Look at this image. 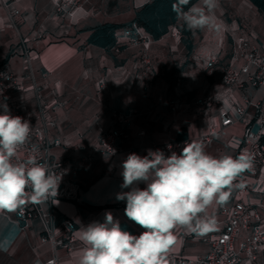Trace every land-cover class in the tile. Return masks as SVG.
<instances>
[{
	"label": "crops",
	"instance_id": "crops-1",
	"mask_svg": "<svg viewBox=\"0 0 264 264\" xmlns=\"http://www.w3.org/2000/svg\"><path fill=\"white\" fill-rule=\"evenodd\" d=\"M151 1L0 0V63L6 60L4 67L14 76L18 102L30 113L35 128L40 127L39 106L45 119L53 121L47 137L52 143L58 142L52 151L59 158L92 156L84 165L68 171L64 195L53 202L57 215L75 225L69 247L57 249L60 264H76L77 253L84 247L79 229L102 222L106 212L131 234L138 236L144 231L125 216L126 201L116 199L117 193L131 190L121 188L122 163L129 154L143 157L161 144L197 142L208 136L202 144L210 154L236 156L246 151L243 136L247 124L255 129V112L247 101L264 98V86L245 84L228 89L221 78L226 69H238L239 64L231 59L236 43L245 40L264 53V17L256 7L248 0H218V30L190 32L189 54L177 25L170 26L156 41L137 27L149 42L155 73L152 86L143 92L136 86L142 45L133 46L123 32L134 31L135 11ZM2 2L8 11H17L12 17L14 26ZM229 11L230 16L226 14ZM102 25L119 26L113 32L115 43L111 47L90 42L94 29ZM212 52L218 54V61L209 72L206 62ZM197 99L209 103L200 106L195 104ZM128 107L136 114L127 137L120 142L121 150L99 155L100 134L112 129L115 115ZM238 107L245 109V116L236 113ZM221 109L233 119L228 127L221 125ZM245 176L247 191L238 196L234 188L225 205L242 201L264 213V168L255 176ZM138 187L143 189L146 184L141 182ZM208 214L215 215L217 230L198 237L177 226L167 264H179L180 260L195 263L207 254L204 239L221 232L224 222L219 206H211ZM52 254V243L45 238L38 218L18 221L15 213L0 211V264H42ZM243 264H264V251L256 260Z\"/></svg>",
	"mask_w": 264,
	"mask_h": 264
},
{
	"label": "clouds",
	"instance_id": "clouds-1",
	"mask_svg": "<svg viewBox=\"0 0 264 264\" xmlns=\"http://www.w3.org/2000/svg\"><path fill=\"white\" fill-rule=\"evenodd\" d=\"M218 6V0H175L171 10L195 34L218 30ZM0 107V211L23 215L28 202L36 205L55 199L62 177L35 156L19 159L31 127L20 116H12L6 104ZM253 166L252 153L213 155L196 141L186 142L179 154L169 156L160 150H149L143 157L129 154L122 163L121 188L131 190L117 193L116 199L126 201L125 216L144 231L133 235L106 212L102 222L79 229L84 247L76 264H167L176 242L174 229L184 227L198 237L215 232L217 219L208 209L225 205L234 188L245 189L244 173ZM141 182L146 184L143 189L138 187Z\"/></svg>",
	"mask_w": 264,
	"mask_h": 264
},
{
	"label": "built area",
	"instance_id": "built-area-1",
	"mask_svg": "<svg viewBox=\"0 0 264 264\" xmlns=\"http://www.w3.org/2000/svg\"><path fill=\"white\" fill-rule=\"evenodd\" d=\"M70 0H64L69 2ZM6 11L8 20L14 26L13 15L16 10L8 11L2 2ZM126 38L133 46L142 45L139 55V74L136 79V86L139 90L145 92L152 86L155 73L153 62L149 53V42L136 27L134 31L127 29L123 32ZM24 56L28 60V51L24 48ZM232 62L238 63V69L228 68L224 71L221 82L224 87L241 88L245 84L253 88L264 86V53L255 48H251L247 41H241L233 46L231 54ZM218 61V54L210 53L206 62V70L211 72ZM19 90L12 73L5 67H0V104H6L9 113L12 116H20L27 121L31 127L30 136L27 143L18 152L19 159L25 160L29 155L35 156L38 161L45 163L61 176V182L58 188V196L50 198L41 204H32L28 202L25 206L23 215L15 213L18 221H25L32 218H38L41 222L45 238L52 243L53 254L42 264H48L50 260H56L59 263L57 249L68 248L73 239L74 223L70 219H61L54 210V200L64 195L65 178L68 171L72 168L84 165L92 159L91 155L83 156L76 160L70 158H59L53 151L52 146L58 145V142H51L47 137V130L53 127L51 120L45 119L43 109L39 106L40 127L35 128L30 113L18 102L16 93ZM205 99H197L195 104L200 106L208 105ZM174 101L170 102L174 106ZM247 106L254 109L255 115L253 125L248 123L243 136V144L246 151L254 156V166L250 172L244 173L243 179L246 182V188L236 189V195L245 193L248 189L246 174L255 176L261 168H264V98L257 102L247 101ZM3 108L0 107V113ZM245 109L238 107L236 113L243 117ZM136 110L128 107L119 112L114 117L113 128L103 131L99 136L98 153L101 156H109L120 151V142L127 137V130ZM222 127H228L233 124V119L229 114L221 109L219 111ZM209 140L208 136L199 138L197 142L204 143ZM186 142L190 140H175L157 146V150L162 151L165 156L173 152L179 154ZM35 149V151L33 150ZM239 182V181H237ZM224 214L223 229L218 234L210 235L204 239L208 244V252L205 256L198 258L195 263L188 260H180L179 264H243L244 261H254L257 255L264 251V213L258 208L244 204L242 201H234L230 205L219 206ZM61 233L60 237L57 234ZM241 237V234H243Z\"/></svg>",
	"mask_w": 264,
	"mask_h": 264
},
{
	"label": "trees",
	"instance_id": "trees-1",
	"mask_svg": "<svg viewBox=\"0 0 264 264\" xmlns=\"http://www.w3.org/2000/svg\"><path fill=\"white\" fill-rule=\"evenodd\" d=\"M197 1L192 0V3H196ZM248 1L264 17V0ZM174 2L175 0H152L135 11L133 23L136 27L143 29L154 41L159 40L166 34L170 26L177 25L182 35V42H184L185 49L189 54L192 50L190 31L186 29L182 22L176 20L175 14L171 10ZM118 27L116 25H102L98 29H94L90 42L106 48L111 47L115 43L113 32ZM5 63L6 60L0 63V67L5 66Z\"/></svg>",
	"mask_w": 264,
	"mask_h": 264
},
{
	"label": "rangeland",
	"instance_id": "rangeland-1",
	"mask_svg": "<svg viewBox=\"0 0 264 264\" xmlns=\"http://www.w3.org/2000/svg\"><path fill=\"white\" fill-rule=\"evenodd\" d=\"M226 14L230 16V15H232V12L229 11V12H227Z\"/></svg>",
	"mask_w": 264,
	"mask_h": 264
}]
</instances>
